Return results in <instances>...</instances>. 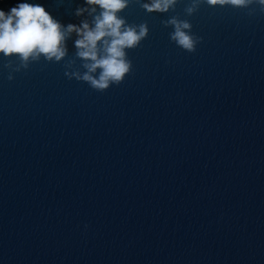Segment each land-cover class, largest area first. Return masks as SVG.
Wrapping results in <instances>:
<instances>
[{
  "label": "water",
  "instance_id": "1",
  "mask_svg": "<svg viewBox=\"0 0 264 264\" xmlns=\"http://www.w3.org/2000/svg\"><path fill=\"white\" fill-rule=\"evenodd\" d=\"M145 2L121 13L149 34L105 91L66 74L86 71L75 34L60 62L0 56V264H264V7Z\"/></svg>",
  "mask_w": 264,
  "mask_h": 264
},
{
  "label": "clouds",
  "instance_id": "2",
  "mask_svg": "<svg viewBox=\"0 0 264 264\" xmlns=\"http://www.w3.org/2000/svg\"><path fill=\"white\" fill-rule=\"evenodd\" d=\"M178 0H148L143 8L152 13H166ZM199 0H194V4ZM87 7H80L77 16L85 13L91 20L80 24L64 25L44 4L18 0L5 9L0 7V56L16 57L27 68L32 61L41 58L60 62L68 56V41L75 34L76 56L86 71L66 73L85 81L98 90L105 91L113 84H120L132 70L128 50L136 48L149 34L147 25H130L121 13L129 6V0H84ZM209 5L247 7L264 0H207ZM189 14L195 6L187 9ZM174 31L171 39L187 51H195L197 39L191 34L188 21L172 18ZM11 79V77H10Z\"/></svg>",
  "mask_w": 264,
  "mask_h": 264
}]
</instances>
